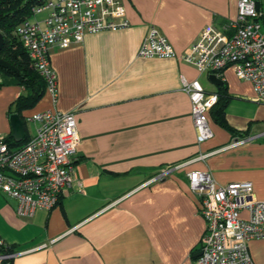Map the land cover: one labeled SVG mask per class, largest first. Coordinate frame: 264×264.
<instances>
[{"label":"crops","instance_id":"obj_1","mask_svg":"<svg viewBox=\"0 0 264 264\" xmlns=\"http://www.w3.org/2000/svg\"><path fill=\"white\" fill-rule=\"evenodd\" d=\"M120 1L130 25L86 34L69 48L53 46L56 95L46 91L21 113L32 136L31 114L74 112L81 142L75 182L56 207L22 215L18 201L0 192V239L17 253L14 264H194L206 221L189 186L191 171L210 172L218 185L251 182L255 198L264 201V98L253 83L232 68L224 71L229 128L211 109L214 135L199 143L183 78L208 93L221 86L177 57L138 55L152 25L177 54L188 51L203 28L236 18L238 0ZM255 1L264 14V0ZM24 92L0 71V138L12 135L10 114ZM240 138L246 141L228 146ZM248 249L255 264H264V238L250 240Z\"/></svg>","mask_w":264,"mask_h":264},{"label":"built area","instance_id":"obj_2","mask_svg":"<svg viewBox=\"0 0 264 264\" xmlns=\"http://www.w3.org/2000/svg\"><path fill=\"white\" fill-rule=\"evenodd\" d=\"M42 11L46 12L42 20L28 18L17 26L15 34L53 96L57 92V76L50 62L53 46L69 48L82 43L86 34L130 25L120 0H46L34 14ZM138 55L177 57L200 73L216 74L221 79L224 71L232 68L239 78L253 83L259 100L264 98V14L255 0H238L237 16L232 22L222 28L206 26L199 39L182 54H177L168 39L152 25ZM183 90L191 100L197 141L204 142L214 135L208 112L217 103L218 95L206 92L199 81L185 78ZM27 120L37 127L26 142L12 145L6 138H0V192L18 201L20 214L32 216L37 208L56 207L65 190L75 182L73 158L81 137L74 112L47 109L31 114ZM245 141L246 138H240L228 146ZM170 169L153 180L163 179ZM188 179L206 221L198 250L202 253L195 254L193 263L255 264L248 245L252 239L264 238V201L255 198L253 184L218 185L210 172L199 170L191 171ZM244 211L246 217L242 215ZM0 245L6 244L0 239Z\"/></svg>","mask_w":264,"mask_h":264},{"label":"trees","instance_id":"obj_3","mask_svg":"<svg viewBox=\"0 0 264 264\" xmlns=\"http://www.w3.org/2000/svg\"><path fill=\"white\" fill-rule=\"evenodd\" d=\"M45 1L0 0V31L5 38V44L0 51V56L18 67L19 72L14 73L4 68H0V71L14 76L25 89V92L14 102V109L20 116L24 110L34 108L43 98L47 91V82L32 64L29 53L23 48L22 43L15 34V30L18 25L30 18L34 14L35 9L43 5ZM217 95L218 101L212 108L214 109L213 117L218 123L229 128L224 119L225 108L230 98L225 86L220 87ZM29 138L30 136L26 134L25 139L17 143L10 135L6 140L12 145H20ZM11 253H15L12 247L0 245V256ZM0 264H14L13 257L2 258Z\"/></svg>","mask_w":264,"mask_h":264},{"label":"water","instance_id":"obj_4","mask_svg":"<svg viewBox=\"0 0 264 264\" xmlns=\"http://www.w3.org/2000/svg\"><path fill=\"white\" fill-rule=\"evenodd\" d=\"M4 44H5V38L3 33L0 31V51L2 50ZM0 68L10 70L14 73L19 72L18 67L12 64L10 61L2 58L1 56H0ZM209 78L216 85L222 86L224 84V81L216 74H210ZM10 122L12 125V137L14 138L15 142L17 143L22 142L26 136L25 125L22 120V117L17 112L11 113ZM201 253H202L201 251H198L196 255H200Z\"/></svg>","mask_w":264,"mask_h":264},{"label":"rangeland","instance_id":"obj_5","mask_svg":"<svg viewBox=\"0 0 264 264\" xmlns=\"http://www.w3.org/2000/svg\"><path fill=\"white\" fill-rule=\"evenodd\" d=\"M46 15L45 11L39 12V13H35L34 15L31 16V20L35 21L36 20H42ZM27 129L30 135H33L35 132V126L34 123L31 121H27Z\"/></svg>","mask_w":264,"mask_h":264}]
</instances>
